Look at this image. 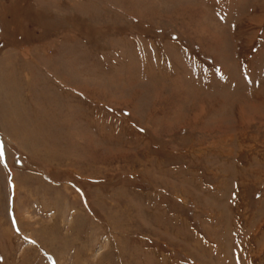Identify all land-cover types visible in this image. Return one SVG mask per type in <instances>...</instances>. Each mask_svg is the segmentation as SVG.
Listing matches in <instances>:
<instances>
[{
    "label": "rangeland",
    "instance_id": "374dc122",
    "mask_svg": "<svg viewBox=\"0 0 264 264\" xmlns=\"http://www.w3.org/2000/svg\"><path fill=\"white\" fill-rule=\"evenodd\" d=\"M0 264H264V0H0Z\"/></svg>",
    "mask_w": 264,
    "mask_h": 264
},
{
    "label": "bare ground",
    "instance_id": "6f19581e",
    "mask_svg": "<svg viewBox=\"0 0 264 264\" xmlns=\"http://www.w3.org/2000/svg\"><path fill=\"white\" fill-rule=\"evenodd\" d=\"M51 148H52V147H51ZM49 149H50V148H49ZM49 149H48V150H49ZM53 150H54V149H53ZM45 151H47V150H45ZM50 151H51V149H50ZM50 151H49V152H50ZM45 153H46V152H45ZM47 153H48V152H47ZM51 153H52V151L50 152V154H51ZM54 153H55V152H54Z\"/></svg>",
    "mask_w": 264,
    "mask_h": 264
},
{
    "label": "crops",
    "instance_id": "0c3cea01",
    "mask_svg": "<svg viewBox=\"0 0 264 264\" xmlns=\"http://www.w3.org/2000/svg\"><path fill=\"white\" fill-rule=\"evenodd\" d=\"M133 67V66H132ZM134 86V85H133Z\"/></svg>",
    "mask_w": 264,
    "mask_h": 264
}]
</instances>
